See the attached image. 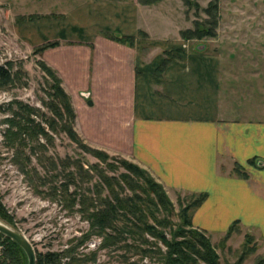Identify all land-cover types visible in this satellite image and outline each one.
I'll return each instance as SVG.
<instances>
[{"label":"crops","instance_id":"0c3cea01","mask_svg":"<svg viewBox=\"0 0 264 264\" xmlns=\"http://www.w3.org/2000/svg\"><path fill=\"white\" fill-rule=\"evenodd\" d=\"M170 1L11 8L40 24L45 43L57 42L41 58L71 96L84 140L145 168L168 193H207L193 226L220 238L238 220L264 251V28L247 37L234 28L232 42L213 51L182 37L192 20Z\"/></svg>","mask_w":264,"mask_h":264},{"label":"trees","instance_id":"16d2710c","mask_svg":"<svg viewBox=\"0 0 264 264\" xmlns=\"http://www.w3.org/2000/svg\"><path fill=\"white\" fill-rule=\"evenodd\" d=\"M140 1L153 4L160 0ZM184 2L187 5L193 4L191 0ZM205 11L210 28H204L200 22H196L195 28L181 32L183 38L201 40L205 36L216 35L215 28L219 23L218 2L212 0ZM114 39L134 40L133 37L123 36H114ZM56 44L47 43L39 51L42 53ZM40 65L52 80L48 81L49 100L44 101L52 116L36 106L13 99L9 102L8 111L11 115L4 120L8 124L4 132L5 144L13 150L14 164L33 188L62 202L68 211L79 212L88 222L89 229L81 237L73 238L76 244L65 250L39 252L37 264H76L80 261L75 255L78 248L93 236L101 237L100 248L125 249L136 255L158 257L161 264H220L219 253L210 236L195 228L192 223L193 211L204 201L207 193L192 194V200L185 206L179 202L180 212L176 214L182 222L173 224L175 205L165 187L135 162L123 157L115 158L104 150L87 145L75 129L76 112L57 71L44 61H40ZM20 69H15L12 61L0 65V89L9 84L14 86L22 72ZM60 132L66 133L81 149L100 162L85 168L80 160L49 154L50 146L55 144L54 134ZM115 159H118V164L113 161ZM100 163L105 164V167ZM120 168L124 170L119 171ZM234 171L241 176H248L241 166H236ZM42 187L49 191L42 192L39 189ZM0 218L14 224V218L7 212L1 199ZM239 224L238 220L233 222L224 240L230 237ZM167 230L171 237H168ZM0 237L3 245L0 264H25L23 249L4 234L0 233ZM251 240L253 236L249 234L245 243L250 245ZM250 247L257 250L258 244ZM67 256L70 260L63 263ZM244 257L245 254L236 264H242ZM256 264H264V255Z\"/></svg>","mask_w":264,"mask_h":264},{"label":"rangeland","instance_id":"374dc122","mask_svg":"<svg viewBox=\"0 0 264 264\" xmlns=\"http://www.w3.org/2000/svg\"><path fill=\"white\" fill-rule=\"evenodd\" d=\"M17 1L0 0V65L12 61L15 63V69L21 68L22 71L14 86L9 84L0 89V199L7 212L14 218V224H9L1 218L0 220L24 232L33 243L38 254L50 250H65L76 244L77 241L75 239L72 241L73 238L81 237L89 229V224L81 217L79 212L68 211L62 202L48 196L46 193L37 192L19 167L14 164L13 150L5 144L4 132L8 124L4 120L11 115L8 110L10 108L9 102L13 99H19L36 106L52 116L51 111L44 104V101L49 100L47 95L49 90L48 81L52 82V80L40 65V61L44 60L41 58V52L39 51L47 43L43 41L40 24L36 27L31 24L27 25V17L13 14L11 5L13 4L14 9H16L18 6ZM213 1L218 2L219 23L215 28L216 35L205 36L201 40L192 38L193 43L204 40L208 43L210 50L216 51L219 43L232 42L235 36L234 28L238 33H241L242 30L241 35L243 37L249 36L246 34L257 33L262 30L261 28H264V0ZM191 2L193 4L187 5L184 0H171L170 4L179 5L180 10L177 12L179 17L181 16L184 19L182 14L187 15L192 20L193 28L196 27V22H200L204 28H210V24L207 23L208 14L205 9L212 0H191ZM196 3L199 5L197 6ZM260 35L259 40H264ZM73 108L75 110L74 105ZM54 136L55 144L50 146L49 154L62 158L69 156L73 160H80L85 168H88L92 163L100 162L98 158L81 149L66 133L60 132L54 134ZM81 138L84 142L86 141L83 137ZM85 143L91 146L87 141ZM112 156H115V158L121 157ZM33 160L36 164L35 157ZM113 161L118 164V159ZM100 164L105 167V164ZM39 168L41 170V167ZM123 170V168H120L119 171ZM110 172L113 173V171ZM39 189L42 192L49 191L48 188L44 187ZM168 195L175 205V214L180 212L179 202H182L185 206L192 200V194L169 192ZM177 214L172 218L173 224L182 222ZM238 226L226 240H224L226 233L220 238L215 236L213 238L208 234L219 253L220 264H236L244 254L242 264H256L257 260L264 255L262 249L259 251V241L256 235L247 228H243L241 224ZM167 234L168 237H171L169 230H167ZM249 234L253 236V241H248L251 244L247 245L245 241L246 236ZM101 240V237L93 236L81 245L75 254L80 259L76 264H161L157 259L158 257L136 255L125 249L100 248ZM256 244H258L257 250L250 249V246H256ZM2 247L0 237V253ZM163 249H166V247L163 246ZM92 257L94 259H91ZM69 260V256L64 257L63 263ZM25 264H28L26 254Z\"/></svg>","mask_w":264,"mask_h":264},{"label":"water","instance_id":"95a60500","mask_svg":"<svg viewBox=\"0 0 264 264\" xmlns=\"http://www.w3.org/2000/svg\"><path fill=\"white\" fill-rule=\"evenodd\" d=\"M203 48H205V45L200 44L197 46L198 50ZM0 233L14 240L23 249L27 256L28 264H37L36 249L24 232L0 220Z\"/></svg>","mask_w":264,"mask_h":264}]
</instances>
